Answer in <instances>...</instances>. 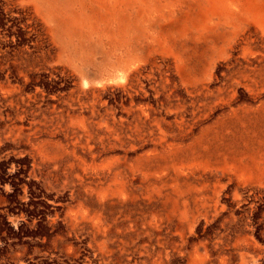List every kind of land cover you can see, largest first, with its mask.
Segmentation results:
<instances>
[{
  "label": "rangeland",
  "instance_id": "1",
  "mask_svg": "<svg viewBox=\"0 0 264 264\" xmlns=\"http://www.w3.org/2000/svg\"><path fill=\"white\" fill-rule=\"evenodd\" d=\"M207 1L94 0L80 60L0 0V264H264V0Z\"/></svg>",
  "mask_w": 264,
  "mask_h": 264
},
{
  "label": "bare ground",
  "instance_id": "2",
  "mask_svg": "<svg viewBox=\"0 0 264 264\" xmlns=\"http://www.w3.org/2000/svg\"><path fill=\"white\" fill-rule=\"evenodd\" d=\"M207 2L208 8L206 13L209 16H213L215 12H218L219 8H226L227 6V0H208ZM49 3L46 0V4L48 5L47 16L53 23V27L59 38L62 39L65 47L72 48V53L78 59H83L84 55L75 46L73 39L80 37L84 28L95 25L98 21L105 25L108 24L109 17H107V14H100L99 10L94 6V0H63V6L65 7L63 10H66L65 13H63L62 9L55 7L54 3ZM86 40L88 41V39ZM89 42L85 44L88 46ZM88 62L87 60L85 61V63Z\"/></svg>",
  "mask_w": 264,
  "mask_h": 264
}]
</instances>
